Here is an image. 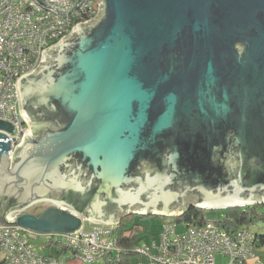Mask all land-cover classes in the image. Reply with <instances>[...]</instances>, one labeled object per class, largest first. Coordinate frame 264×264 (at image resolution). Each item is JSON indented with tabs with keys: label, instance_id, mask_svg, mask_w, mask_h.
<instances>
[{
	"label": "water",
	"instance_id": "1",
	"mask_svg": "<svg viewBox=\"0 0 264 264\" xmlns=\"http://www.w3.org/2000/svg\"><path fill=\"white\" fill-rule=\"evenodd\" d=\"M99 5L18 82L30 136L11 157L0 133V225L53 238L264 204V0Z\"/></svg>",
	"mask_w": 264,
	"mask_h": 264
},
{
	"label": "built area",
	"instance_id": "2",
	"mask_svg": "<svg viewBox=\"0 0 264 264\" xmlns=\"http://www.w3.org/2000/svg\"><path fill=\"white\" fill-rule=\"evenodd\" d=\"M99 7V0H0V121L14 127L12 134L0 133L12 142L11 157L24 136H30V125L21 112L19 80L38 68L43 51L70 36L76 25L94 20ZM38 204L12 217L32 213ZM166 218L159 242L139 248L137 254L145 260L141 264H219L218 257L226 259L221 264H264L255 236L246 227L228 232L217 219L206 217L202 224H194L179 217ZM116 226L85 222L79 233L57 236L56 242L65 251L46 255L31 243L37 235L18 226L0 225V262H112L122 252L114 236Z\"/></svg>",
	"mask_w": 264,
	"mask_h": 264
},
{
	"label": "trees",
	"instance_id": "3",
	"mask_svg": "<svg viewBox=\"0 0 264 264\" xmlns=\"http://www.w3.org/2000/svg\"><path fill=\"white\" fill-rule=\"evenodd\" d=\"M133 216L129 215L122 217L120 223L115 227L114 236L118 241L122 252L117 256L114 255L115 258L112 262H106L105 264H127L130 258L137 255L138 250L141 247V241L143 239V229L139 224H133L132 226H130V222H133L135 218ZM206 217V210L196 207H190L183 216L177 219L194 224H202L206 221ZM216 221L228 232H236L244 226L249 229L248 226L251 225H264V204L229 208L227 209V213L225 214V216L222 218H218ZM252 234L255 236L257 248H259L262 244L264 245V236L258 235L256 233ZM47 245L50 248L52 247L53 250L57 252L66 250L52 238L48 241ZM0 264L5 263L0 262Z\"/></svg>",
	"mask_w": 264,
	"mask_h": 264
},
{
	"label": "rangeland",
	"instance_id": "4",
	"mask_svg": "<svg viewBox=\"0 0 264 264\" xmlns=\"http://www.w3.org/2000/svg\"><path fill=\"white\" fill-rule=\"evenodd\" d=\"M51 205L49 203H39L35 208L37 211H43L44 209L50 207ZM227 213V209H218V210H206V216L211 219H218L225 216ZM133 216V215H132ZM134 221L130 222V226L133 224H139L141 225L143 229V236L141 241V246L151 245L152 243L159 242L160 239V233L162 232L163 225L167 218L164 217H157V216H139L134 215ZM129 226V227H130ZM245 227V226H244ZM247 228V227H246ZM249 230L252 233L262 231L264 229V226H261L260 224L257 225H251L248 226ZM50 238L38 236L35 240H31V243L42 253L48 255L49 253L54 252L53 248L49 247L47 245ZM53 240H57V237L53 238ZM144 257H142L140 254H137L136 256L130 258L129 262L127 264H141L143 263ZM226 259L222 257H218V263L221 264L225 262Z\"/></svg>",
	"mask_w": 264,
	"mask_h": 264
},
{
	"label": "crops",
	"instance_id": "5",
	"mask_svg": "<svg viewBox=\"0 0 264 264\" xmlns=\"http://www.w3.org/2000/svg\"><path fill=\"white\" fill-rule=\"evenodd\" d=\"M260 225L264 226L263 224H260ZM255 233L258 235L264 236V229H262V231H258ZM258 255L261 258V260L264 261V245L263 244L258 248ZM66 264H82V263L77 260H71V261L66 262Z\"/></svg>",
	"mask_w": 264,
	"mask_h": 264
},
{
	"label": "flooded vegetation",
	"instance_id": "6",
	"mask_svg": "<svg viewBox=\"0 0 264 264\" xmlns=\"http://www.w3.org/2000/svg\"><path fill=\"white\" fill-rule=\"evenodd\" d=\"M42 211H37V209L34 207L33 209H32V213H34V214H40Z\"/></svg>",
	"mask_w": 264,
	"mask_h": 264
},
{
	"label": "bare ground",
	"instance_id": "7",
	"mask_svg": "<svg viewBox=\"0 0 264 264\" xmlns=\"http://www.w3.org/2000/svg\"><path fill=\"white\" fill-rule=\"evenodd\" d=\"M57 237V236H56Z\"/></svg>",
	"mask_w": 264,
	"mask_h": 264
}]
</instances>
